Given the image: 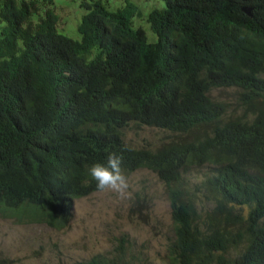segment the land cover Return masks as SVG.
Wrapping results in <instances>:
<instances>
[{"label":"trees","instance_id":"obj_1","mask_svg":"<svg viewBox=\"0 0 264 264\" xmlns=\"http://www.w3.org/2000/svg\"><path fill=\"white\" fill-rule=\"evenodd\" d=\"M159 1L151 42L130 1L82 2L77 40L58 28L54 0H0V213L67 228L74 202L100 192L88 169L116 153L122 173L146 169L166 187L169 264H264V0ZM224 88L240 90L245 116L227 119L210 95ZM131 125L168 140L134 147ZM190 186L214 208L202 212Z\"/></svg>","mask_w":264,"mask_h":264},{"label":"rangeland","instance_id":"obj_2","mask_svg":"<svg viewBox=\"0 0 264 264\" xmlns=\"http://www.w3.org/2000/svg\"><path fill=\"white\" fill-rule=\"evenodd\" d=\"M54 1L59 16L58 28L77 40L80 39L78 26L87 13L82 2H100L110 11L122 8L127 1L134 3L142 16L133 17V25L142 27L150 41L155 36L150 31L147 17L152 10L164 7L159 0ZM239 93L237 88H224L213 90L210 95L225 104L227 119H232L247 114L239 104ZM168 133L153 127L131 125L126 131V141L137 148L156 150L168 140ZM208 172L209 167L196 168L187 177L197 183ZM123 175L128 185L123 195L100 191L76 200L72 221L63 230L46 224L19 223L0 213V264H80L99 255L110 259L120 255L123 256L120 260L126 264H169L168 249L174 235L165 185L154 172L146 169ZM190 191L202 212L214 208L215 205L194 187L190 186ZM246 212L244 209L239 213L246 216Z\"/></svg>","mask_w":264,"mask_h":264},{"label":"clouds","instance_id":"obj_3","mask_svg":"<svg viewBox=\"0 0 264 264\" xmlns=\"http://www.w3.org/2000/svg\"><path fill=\"white\" fill-rule=\"evenodd\" d=\"M121 165L122 157L117 155L116 153H111L107 157L106 164L97 163L88 169L89 175L96 182L98 191H111L120 195L124 194L128 185L126 177L122 173ZM245 208L248 212V208Z\"/></svg>","mask_w":264,"mask_h":264},{"label":"water","instance_id":"obj_4","mask_svg":"<svg viewBox=\"0 0 264 264\" xmlns=\"http://www.w3.org/2000/svg\"><path fill=\"white\" fill-rule=\"evenodd\" d=\"M243 2H249V1H252V0H241ZM244 12L247 13L248 15L251 14V9L249 7H245L244 8Z\"/></svg>","mask_w":264,"mask_h":264}]
</instances>
